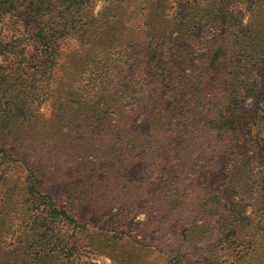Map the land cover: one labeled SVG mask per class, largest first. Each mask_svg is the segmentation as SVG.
I'll list each match as a JSON object with an SVG mask.
<instances>
[{
    "label": "trees",
    "instance_id": "trees-1",
    "mask_svg": "<svg viewBox=\"0 0 264 264\" xmlns=\"http://www.w3.org/2000/svg\"><path fill=\"white\" fill-rule=\"evenodd\" d=\"M133 1V15L112 16L105 32L87 12L90 0H0V20L16 16L28 29V38L0 40L12 71L0 80V185L8 205L22 209L7 232L0 213V264H69L76 231L88 227L100 228L101 250L125 241L122 264H264V0H244L258 6L232 49L217 33L211 59L189 71L183 48L226 18L220 0H191L189 24L182 0H171L163 24L152 0ZM71 35L86 55L65 67ZM63 68L67 99L55 113L54 150L59 181L73 182L71 193L54 194L42 172L15 161L9 149L18 136L9 130L31 121L34 90ZM19 166L22 182L12 178ZM62 220L71 234L54 227ZM6 233L11 248L2 246Z\"/></svg>",
    "mask_w": 264,
    "mask_h": 264
},
{
    "label": "rangeland",
    "instance_id": "rangeland-1",
    "mask_svg": "<svg viewBox=\"0 0 264 264\" xmlns=\"http://www.w3.org/2000/svg\"><path fill=\"white\" fill-rule=\"evenodd\" d=\"M154 2V4H153ZM184 2V10L180 15L181 21L184 23H190L191 16H189L190 9L188 8L191 4V0H182ZM24 5V3H23ZM22 5V8H23ZM152 10L154 9V14L159 15L157 24L166 23L167 20L171 19V15L174 13V9L171 8V0H152ZM238 6V11L236 8ZM258 5H256L257 7ZM87 12L90 14V18H94L98 25H101L105 32H107V22L112 20V16L118 15H129L134 9L138 8L137 1L131 0H90L85 5ZM166 7V16L161 15V10ZM187 7V8H186ZM255 7V9H256ZM21 8V14H22ZM151 8V7H150ZM222 9V13L226 18L221 19V21H226L227 23L222 27L225 29L219 31L217 25L212 30L205 29L198 35V43L195 45H188L186 48H183V62L185 68L189 71L190 69H195L203 61L211 59V56L217 50L215 46L211 45L209 40H211L217 33L223 35L219 39H223L227 47L231 50L234 46V43L238 37H241L239 30L244 28L250 21H253V14H255V9H249L247 3L244 0H220L219 10ZM24 14V13H23ZM86 17V15L82 12ZM136 16V15H135ZM134 16V17H135ZM132 16L131 22H135V18ZM137 19V17H136ZM209 17H205L202 20L201 24L204 25L206 21H209ZM131 22L128 24L131 25ZM28 38V29L25 27V23L21 22L20 18L16 16H6L4 19L0 20V40L3 41H12V40H22ZM141 37L142 43V53L148 58L150 50H148V44L145 42L144 35H139ZM158 43L163 47V39L158 38ZM31 47V46H30ZM168 46L164 44V49H167ZM62 53L63 57L61 59V64H64L67 67L69 64L78 63L81 57L86 55V50L81 45L79 39L75 35H71L67 38L62 44ZM3 55L0 54V80L2 77L8 76L12 73L9 59H3ZM76 60L74 61V59ZM77 61V62H76ZM196 62V63H195ZM194 63V64H193ZM77 64H75L76 67ZM33 71L31 68L28 69L24 74L23 78L31 77ZM65 68L57 72V78L52 82L49 87H46L42 92H39L38 89L34 90V95L32 98V104L29 106V113H31V121L25 120L22 125V130L18 129V121L14 122L13 126L10 128L9 133L11 139H14L15 136H18V141L15 145L12 146L13 149H9L11 155H13L15 161L18 162V165H22V162H27L34 170L42 172V181L43 187L47 185L46 190L54 194L57 193H66L68 186L72 184L73 180L65 179L59 181L58 171L62 162L57 160L56 151L54 150L55 143L58 141L55 127L57 123L55 121V113L61 105V101L67 99V85L63 83L61 79L64 77ZM10 78V77H9ZM38 82V81H37ZM70 84V82H69ZM18 87H22L17 85ZM264 87V80H263ZM36 113L41 114L37 118L34 117ZM30 125L35 128L30 129ZM83 135L81 132H77V141L79 149L81 148V139ZM3 162V164L1 163ZM64 164V163H63ZM0 167L3 168L0 174L6 169V163L0 160ZM25 168L18 167L12 175L14 180H19L22 182L25 179L24 170ZM18 181V182H19ZM2 180H0V184ZM20 185V184H19ZM17 183V186H19ZM20 187V186H19ZM6 188L0 185V213H4V230L6 231L9 227H18V216L21 212V205L16 201L13 205H8V201H5ZM68 193L71 191L68 190ZM67 197V196H65ZM68 197H71L68 195ZM116 210V209H115ZM2 218V217H1ZM92 220V218H90ZM138 219H143V215L133 216L130 218L134 223ZM96 222H99V218L94 219ZM54 224V227L60 233H72L73 229L68 225L66 220L57 221ZM49 227L51 225L49 224ZM100 229L99 227H97ZM94 228L80 229L76 231L75 238L73 239L72 246H75L74 255L71 257L69 264H122V259L120 256L123 255L125 250L122 248L124 240L121 243V246H111L108 250H101L99 248L100 243H102L103 237L102 234ZM10 232V230L8 231ZM101 234V235H100ZM111 235V234H110ZM11 235L6 233L2 246L11 248ZM52 263V262H51Z\"/></svg>",
    "mask_w": 264,
    "mask_h": 264
}]
</instances>
